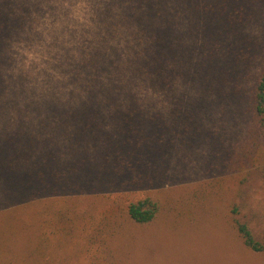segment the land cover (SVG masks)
<instances>
[{
	"label": "trees",
	"instance_id": "trees-1",
	"mask_svg": "<svg viewBox=\"0 0 264 264\" xmlns=\"http://www.w3.org/2000/svg\"><path fill=\"white\" fill-rule=\"evenodd\" d=\"M135 1L151 13L168 2ZM182 1L193 42L182 45L184 31L160 23L153 67H183L237 100L248 91L243 82L251 69L257 71L244 138L226 149L216 144L206 178L178 198L160 193L170 177L162 163L175 137L195 138L198 116L190 108L174 107L169 136L161 115L134 100L106 117L87 103L68 117L73 134L63 156L55 145L30 138L0 144V264H109L108 248L128 223H151L163 214L176 226L225 222L244 247L264 252V234L262 241L253 237L237 204L249 172L264 166V50L251 33L264 18V0ZM11 27L0 11V46Z\"/></svg>",
	"mask_w": 264,
	"mask_h": 264
},
{
	"label": "rangeland",
	"instance_id": "rangeland-1",
	"mask_svg": "<svg viewBox=\"0 0 264 264\" xmlns=\"http://www.w3.org/2000/svg\"><path fill=\"white\" fill-rule=\"evenodd\" d=\"M173 1L153 5L151 13L135 0H0L12 26L0 46V144L30 138L55 145L63 156L73 134L70 113L90 103L111 116L132 100L160 114L170 136L172 111L180 106L196 111L194 134L201 140L175 137L163 158L170 177L160 193L178 198L204 180L214 146L226 149L244 138L252 117L248 91L258 72L251 69L243 82L248 91L237 100L183 67H153V32L162 30L160 23L184 31L182 45L193 42L184 1ZM251 33L264 50V18ZM237 204L240 220L262 241L264 166L249 172ZM108 249L109 264H264V252L244 247L225 222L176 226L165 214L151 223H128Z\"/></svg>",
	"mask_w": 264,
	"mask_h": 264
}]
</instances>
